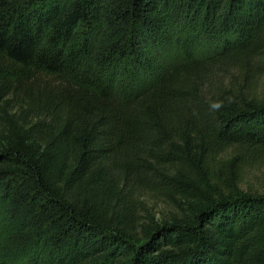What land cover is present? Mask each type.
I'll return each instance as SVG.
<instances>
[{
  "label": "trees",
  "instance_id": "obj_1",
  "mask_svg": "<svg viewBox=\"0 0 264 264\" xmlns=\"http://www.w3.org/2000/svg\"><path fill=\"white\" fill-rule=\"evenodd\" d=\"M264 0H0V264H264ZM156 190L177 212L133 214Z\"/></svg>",
  "mask_w": 264,
  "mask_h": 264
},
{
  "label": "rangeland",
  "instance_id": "obj_2",
  "mask_svg": "<svg viewBox=\"0 0 264 264\" xmlns=\"http://www.w3.org/2000/svg\"><path fill=\"white\" fill-rule=\"evenodd\" d=\"M217 84L222 89L232 90L234 94H242L255 98L264 97V59L254 60L249 70L239 73L231 68L227 75H220ZM234 162L233 168L238 176L237 188L247 194L263 192L264 158L252 157L245 149L237 146L224 148L212 154L210 165L230 160ZM133 214L138 220L146 216L153 217L158 222L174 215L177 210L171 201L165 199L156 190H145L132 194Z\"/></svg>",
  "mask_w": 264,
  "mask_h": 264
}]
</instances>
